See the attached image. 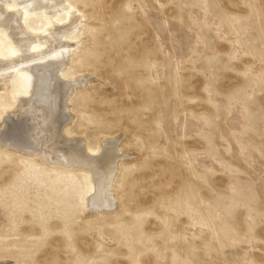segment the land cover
Returning <instances> with one entry per match:
<instances>
[{
    "label": "rangeland",
    "instance_id": "374dc122",
    "mask_svg": "<svg viewBox=\"0 0 264 264\" xmlns=\"http://www.w3.org/2000/svg\"><path fill=\"white\" fill-rule=\"evenodd\" d=\"M72 2L67 133L120 139L117 206L0 148V264H264V0Z\"/></svg>",
    "mask_w": 264,
    "mask_h": 264
},
{
    "label": "bare ground",
    "instance_id": "6f19581e",
    "mask_svg": "<svg viewBox=\"0 0 264 264\" xmlns=\"http://www.w3.org/2000/svg\"><path fill=\"white\" fill-rule=\"evenodd\" d=\"M85 21L72 0H0V148L66 171L85 169L88 207L108 212L117 206L114 180L129 153L118 137H105L101 153L92 154L82 137L67 133L70 97L90 82L68 71L85 42Z\"/></svg>",
    "mask_w": 264,
    "mask_h": 264
}]
</instances>
